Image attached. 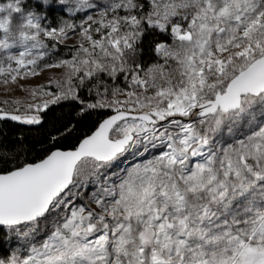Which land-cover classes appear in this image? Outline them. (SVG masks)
I'll return each instance as SVG.
<instances>
[{"label": "snow or ice", "instance_id": "1", "mask_svg": "<svg viewBox=\"0 0 264 264\" xmlns=\"http://www.w3.org/2000/svg\"><path fill=\"white\" fill-rule=\"evenodd\" d=\"M22 2L0 5L21 13L0 17V83L31 102L0 103V121L51 131L34 157L0 154V229L21 241L0 264H264V0H78L55 24ZM146 32L172 42L141 75ZM65 101L114 114L66 149Z\"/></svg>", "mask_w": 264, "mask_h": 264}, {"label": "trees", "instance_id": "2", "mask_svg": "<svg viewBox=\"0 0 264 264\" xmlns=\"http://www.w3.org/2000/svg\"><path fill=\"white\" fill-rule=\"evenodd\" d=\"M36 11L43 12L47 15V21L45 23L55 24L58 18H64L66 22H72L73 18L70 16V13L66 8H63L58 3H50V4H41L36 3ZM82 13H76L75 22L79 23L80 17H82ZM156 42H171L170 37H166L164 34H160L158 32H146L145 36L138 42L137 47V55L135 57V61L137 65L140 67L138 70L141 72V75H144L147 71L148 67L151 64H158L162 62L161 57H159L154 51V45ZM80 40H76L74 42H52L49 41L50 45H54L55 54L50 59L57 58H71L73 54V50L75 46L79 45ZM48 62V61H45ZM68 69L66 68H53L50 70L48 76L44 78L41 82L36 85L27 84V86H37L41 83H48L50 80L54 81L57 79H63L65 77ZM121 86L124 85V82L121 81ZM27 92V96L23 99L18 98H3L0 97V103L5 101L14 102L16 100H20L21 102L30 101L29 93ZM81 95L85 96L87 99L91 100L92 97L87 94L86 90L81 91ZM123 99V97H121ZM10 106V105H9ZM78 111V106L75 102L65 101L63 102L62 107H56L54 110L55 117L66 118L68 114L72 116L73 124L79 121L75 131L72 135H70L67 139L62 141V145L66 149H70L74 145L77 144L79 139L83 138L84 133H91V131L95 130V127L98 126L103 119L113 114V112L109 109L97 110L86 113L82 117H78L76 112ZM51 131V123L46 124L44 127L39 126H28L22 125L17 122H13L11 120H3L0 121V144H2V150L0 154L3 152H7L10 156L13 153H19L21 155V159L24 158L28 154L29 151H32L33 148L36 151H32V156L36 155V152L39 151L41 146V141H46V137L48 133ZM19 138H23L21 141ZM10 234L5 230L0 229V255L6 256L10 252Z\"/></svg>", "mask_w": 264, "mask_h": 264}, {"label": "rangeland", "instance_id": "3", "mask_svg": "<svg viewBox=\"0 0 264 264\" xmlns=\"http://www.w3.org/2000/svg\"><path fill=\"white\" fill-rule=\"evenodd\" d=\"M89 2H95V0H89ZM8 3V0H0V5H4ZM36 3H41L44 4L42 2V0H23L22 2V7H23V11L24 12H28L29 10H34L36 11ZM50 3H58L60 4L63 8H66L67 10L71 7V8H75V6L78 4V0H68L67 4H61L58 2V0H50ZM98 11L97 10L95 13H93L94 15H96L98 17ZM37 12V11H36ZM83 15H86L87 13H83L81 12ZM6 15H11V19L13 20V22H17L21 16V13H13L11 9H5L3 12H0V17L6 16ZM76 40H80L79 35H70V37L67 40H64L65 42H74ZM172 42V41H171ZM170 42V43H171ZM49 43V41H48ZM163 63V60L162 62ZM154 64H151L149 67H151ZM174 66V65H173ZM148 67V68H149ZM50 70L52 69H46L44 71V73L39 77V79L36 78H29L27 81H23L21 83L25 84V87L27 84L30 85H36L39 82H41L44 78H46L50 72ZM20 87V84H8L5 85L3 83H0V97L3 98H18V99H23L27 96V92L25 91H17L16 89H18ZM82 192H84V189H81ZM88 194H90V191L88 192ZM85 199H87V195L85 196ZM10 234V233H9ZM45 234H42L41 236L37 237V240H42L44 238ZM10 251L12 249H15L20 243L21 241L17 240L14 236H12V234H10ZM7 256V255H6Z\"/></svg>", "mask_w": 264, "mask_h": 264}, {"label": "clouds", "instance_id": "4", "mask_svg": "<svg viewBox=\"0 0 264 264\" xmlns=\"http://www.w3.org/2000/svg\"><path fill=\"white\" fill-rule=\"evenodd\" d=\"M49 2H50V0H49ZM58 2H59V0H58ZM65 3H68V0H65Z\"/></svg>", "mask_w": 264, "mask_h": 264}, {"label": "water", "instance_id": "5", "mask_svg": "<svg viewBox=\"0 0 264 264\" xmlns=\"http://www.w3.org/2000/svg\"><path fill=\"white\" fill-rule=\"evenodd\" d=\"M114 114V113H113ZM112 115V114H111ZM109 117V116H108ZM107 118V117H106Z\"/></svg>", "mask_w": 264, "mask_h": 264}]
</instances>
